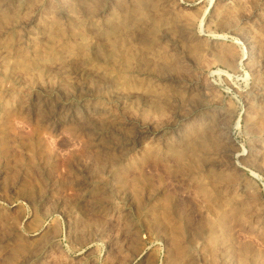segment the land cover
<instances>
[{
    "label": "rangeland",
    "instance_id": "obj_1",
    "mask_svg": "<svg viewBox=\"0 0 264 264\" xmlns=\"http://www.w3.org/2000/svg\"><path fill=\"white\" fill-rule=\"evenodd\" d=\"M0 264H264V0H0Z\"/></svg>",
    "mask_w": 264,
    "mask_h": 264
},
{
    "label": "bare ground",
    "instance_id": "obj_2",
    "mask_svg": "<svg viewBox=\"0 0 264 264\" xmlns=\"http://www.w3.org/2000/svg\"><path fill=\"white\" fill-rule=\"evenodd\" d=\"M108 18V17H107ZM110 18H111V16L109 15V18L108 19H106V21H109L110 20ZM108 23V22H107ZM106 24V23H105ZM95 26L97 27V25L95 24ZM33 40H29V44H30V46L33 44ZM34 57H36V55H34ZM39 59H40V57H39Z\"/></svg>",
    "mask_w": 264,
    "mask_h": 264
}]
</instances>
